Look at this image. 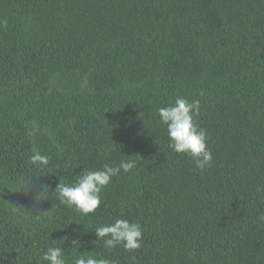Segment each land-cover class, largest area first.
<instances>
[{
    "label": "trees",
    "instance_id": "16d2710c",
    "mask_svg": "<svg viewBox=\"0 0 264 264\" xmlns=\"http://www.w3.org/2000/svg\"><path fill=\"white\" fill-rule=\"evenodd\" d=\"M177 96L200 101L204 171L158 124ZM121 159L137 164L94 213L57 199L60 179ZM32 185L48 187L38 205ZM261 185L264 0H0V264H46L53 240L69 264L83 251L116 264H264ZM118 217L141 225L139 249L95 241L92 228Z\"/></svg>",
    "mask_w": 264,
    "mask_h": 264
},
{
    "label": "clouds",
    "instance_id": "9594fccd",
    "mask_svg": "<svg viewBox=\"0 0 264 264\" xmlns=\"http://www.w3.org/2000/svg\"><path fill=\"white\" fill-rule=\"evenodd\" d=\"M199 111V100L190 101L183 96H177L174 102L159 107L157 114L159 117L158 124L166 126L168 147L175 153L190 156L197 169L204 171L213 166V154L207 144V130L200 127L195 119ZM49 159L48 155L35 149L29 157L33 165L42 167L49 164ZM136 164L135 159H121L116 165L104 164L100 169H84L73 183H65L60 179L55 188L57 199L81 217L88 216L100 206L102 192L110 184L112 178L118 176L121 171L130 172ZM32 180L33 178L22 185H16L14 190L27 191ZM32 188L35 189L32 192V198L38 205L46 198L48 187L46 185H32ZM257 191H264V185L258 186ZM73 221L75 220L73 219L71 222ZM92 229L97 237L95 241L103 240V247L107 250L120 245L125 251H133L141 247L143 230L138 222L118 217L113 222L104 223ZM73 243L79 244V241H73ZM42 260L46 264H69L64 249L56 246L55 240L51 246L43 251ZM71 264H116V262L83 251L79 255L72 256Z\"/></svg>",
    "mask_w": 264,
    "mask_h": 264
}]
</instances>
